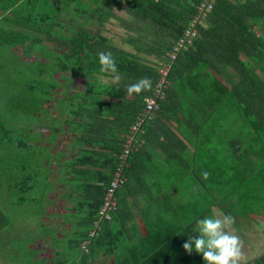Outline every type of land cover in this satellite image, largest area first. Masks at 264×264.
Wrapping results in <instances>:
<instances>
[{
	"label": "trees",
	"instance_id": "trees-1",
	"mask_svg": "<svg viewBox=\"0 0 264 264\" xmlns=\"http://www.w3.org/2000/svg\"><path fill=\"white\" fill-rule=\"evenodd\" d=\"M203 1L0 0V19L20 27L0 25L1 56L9 51L18 76L13 80L17 86L8 89V104L2 106L7 115L2 129L24 122L21 129L13 127V135L5 137L11 129L1 132L0 140L5 139L7 147L11 142L21 164L16 174L0 175L4 178L0 192L7 184L8 190L19 193L40 189L38 204L60 184L64 187L59 197L66 204L58 220L50 221L53 214L47 213L49 220L44 223L37 220L44 215L42 211L14 209L23 204L22 197L7 201L2 213L0 210L2 237L4 230L16 227L13 216L30 214L28 230L19 227L16 232L13 264H108L110 260L112 264H204L200 254L182 248L194 222L168 229L152 227L131 244L124 236L128 225L119 192L135 170L134 159L145 138L163 128L157 118L171 98L175 103L170 111H180L185 101L194 103L205 97L217 107L231 109L232 121L239 125L232 134L237 131L235 139L242 141L240 146L237 140L228 146L229 156L239 161L238 204L233 205L244 216L251 211L252 196L239 192L250 182L254 183V206L262 201L264 193L257 190L264 187V35L259 33L264 30V0H213L211 9L193 24L197 36L192 45L169 60L167 53L197 16ZM110 4L125 5V16L112 13ZM111 20L119 22L126 34L121 46L101 33ZM12 48H18L20 55ZM102 51L113 54L119 81L100 72L98 54ZM22 57L34 59L22 62ZM166 63L169 71L159 88L161 98L154 93L160 80L158 70ZM6 67L0 63V68ZM141 77H148L152 87L129 94L127 86ZM75 80H81L79 86ZM148 97H155L159 109L141 125L142 133L126 158V181L115 192L116 210L107 221L98 216V209L130 126L143 112ZM62 134L69 138L64 149L53 151L52 145ZM44 141L46 145L41 144ZM246 172L250 180L243 177ZM6 178L10 183L4 182ZM41 237L49 239L51 257L22 260L20 252ZM244 264H264V252Z\"/></svg>",
	"mask_w": 264,
	"mask_h": 264
},
{
	"label": "crops",
	"instance_id": "crops-1",
	"mask_svg": "<svg viewBox=\"0 0 264 264\" xmlns=\"http://www.w3.org/2000/svg\"><path fill=\"white\" fill-rule=\"evenodd\" d=\"M259 31L264 35V30ZM191 102L185 101L180 111H170V105L175 103L171 98L169 107L157 118L163 128L159 132L151 131V135L143 141V148L140 147V155L134 159L135 170L131 172L127 185L119 192L123 197V220H127L128 225L124 232L125 240L129 244L138 241L155 226L166 229L190 226L197 217L225 213L234 217L232 230L238 236L240 229L249 228V246H252L250 244L255 239L260 243L258 237H261L263 250L261 253L257 252L253 260L264 252V198L254 206V183L250 182L240 187L239 192L252 196L251 211L244 216L238 206L233 205L239 186V167L236 166L239 161L229 156L228 146L235 140L237 146L241 145L242 141L235 139L237 131L232 134L239 125L232 121L230 108L217 107L207 97ZM250 172L254 175V172ZM243 177L250 180L247 172ZM56 186L61 188L60 184ZM8 188L7 184L6 189ZM257 193L263 195L264 187L261 191L257 190ZM56 199H60L59 195H56ZM46 200L40 202L39 199L34 208L35 212L38 208L37 211L44 214L38 216L37 220L46 223L49 220L47 213L53 214L50 221L58 220L57 216L65 211L59 214L56 210L53 212L48 208L52 200ZM3 207L0 206L1 213ZM28 207L24 212H27ZM13 217L17 221L16 227L10 232L8 229L4 230V237L0 235V264H13L16 232L22 227L20 217ZM9 225L8 221L6 226ZM240 242L242 244L244 240ZM30 245L32 243L27 245L26 250L22 248V260L29 261L31 257L47 260V257L31 256L35 251L31 250Z\"/></svg>",
	"mask_w": 264,
	"mask_h": 264
},
{
	"label": "rangeland",
	"instance_id": "rangeland-1",
	"mask_svg": "<svg viewBox=\"0 0 264 264\" xmlns=\"http://www.w3.org/2000/svg\"><path fill=\"white\" fill-rule=\"evenodd\" d=\"M109 9L111 10L112 13L118 15L119 17H124L125 16V5L121 4L118 6H113L112 4H110ZM0 25H5V24H10V26L12 25L13 27H15V29H19L20 27H17L15 25V23H7L4 22L3 20L0 19ZM12 27V28H13ZM23 30V29H22ZM103 36L108 37L109 39L113 40V42L116 45L121 46V44L123 43V40L125 39V32L123 31L122 26L120 25L119 22H116L115 20H111L108 24H106L105 28L101 31ZM12 50L15 51V54L20 55L19 49L15 48ZM9 52V51H7ZM5 53V55L1 56L2 51L0 49V63L3 64H7L6 69H2L0 68V135H2L3 131L2 130H10V133L6 132L4 135L5 137L9 136V135H13L14 132L12 130L14 126H16V128L21 129L24 126V122L20 121V122H16L15 125L10 124L9 128H3L2 126V121L4 120V117L7 116L6 114H4L3 111L4 108L2 107L4 104H8L9 100H8V89L11 85H13L14 87L17 86V84H13V80L15 79V77H18L16 74V66H11L10 60H11V56L9 53ZM23 60H21L22 62H26L28 60H32L34 59L33 57L26 59L24 57H22ZM21 58V59H22ZM22 64V63H21ZM20 66V65H19ZM6 82H10V85L6 87ZM21 82V81H20ZM81 80H75V84H77L78 86L80 85ZM56 91V90H55ZM3 92V93H2ZM49 105H52L51 103H49ZM26 109V108H25ZM9 117V116H8ZM12 122V120H11ZM27 124V123H26ZM15 128V129H16ZM18 131H22V130H18ZM2 132V133H1ZM30 134H27V137H29ZM34 135V134H33ZM45 135V132L41 133V137ZM15 139V138H13ZM17 139V138H16ZM68 135L67 134H62L54 143V145H52V149L54 150H62L65 147V142L68 141ZM5 139H3V142L0 140V175H2V173H14L16 174L18 171V166L19 164H21V157L17 156L15 153H18V151L15 152V150L13 149V147H11V142L9 143L10 146L7 147V143H5ZM47 141L42 142L41 144L46 145ZM8 165H6V164ZM10 164V165H9ZM10 168H9V167ZM13 167V168H11ZM57 176V171L55 172V175ZM42 177V176H41ZM50 178L52 179V176H50ZM4 179V178H1ZM0 179V182H2V180ZM4 182H9L10 180L9 178H6ZM54 182H59L57 179L54 180ZM62 186V185H61ZM64 187V186H62ZM42 190V189H41ZM41 191L40 189H38L37 191H30V192H25V193H19L16 190H2L0 192V203L2 205H7V201H9L12 197H16V198H21L22 197V202L23 204H21L20 206L15 207V210H24L26 209V207L30 206L27 208L28 211H34L35 206H37L36 201H37V197L40 195ZM61 193V188H58L57 186L54 187V189H52L51 194H49L48 196H46V201H50L52 200V203L48 206L49 209H51L53 212H55L54 210H56V213L59 214L62 211H64V206L65 201L63 202L62 199H56V195H60ZM6 194H8V196H6ZM32 202V203H30ZM45 204L43 203L42 206H44ZM37 211V210H36ZM38 212V211H37ZM29 215L30 214H25V216H21L20 220L22 223V228L25 230V232L28 230V227L26 226L25 223L29 224ZM32 216V215H31ZM25 218H27L26 220H24ZM30 219H33L32 217H30ZM43 221V220H41ZM233 228L231 227L230 230H232ZM19 231V230H18ZM234 231V230H232ZM249 228H242L240 229V240H244V242L241 244V251H242V260H241V264L244 263H249L250 261H252V258L257 255L258 253L262 252V241H261V237L259 236L258 239L260 240V243H258L255 239V241L253 243H251L249 246V244L247 243V240L249 239L248 235H250ZM242 235V237H241ZM56 236H61L60 233H58ZM257 236V235H256ZM242 238V239H241ZM49 239L47 238H42L41 239H36L34 240V242H32L31 246V250L35 251L33 252L31 255L34 258H43V257H51L53 251L51 250V247L49 246L48 243ZM108 264H112V261L110 260Z\"/></svg>",
	"mask_w": 264,
	"mask_h": 264
},
{
	"label": "clouds",
	"instance_id": "clouds-1",
	"mask_svg": "<svg viewBox=\"0 0 264 264\" xmlns=\"http://www.w3.org/2000/svg\"><path fill=\"white\" fill-rule=\"evenodd\" d=\"M98 64L100 72L110 74L112 81L120 80L118 66L110 51L98 54ZM151 87V80L148 77H141L135 83L129 84L127 91L129 94H139ZM234 222V217L225 213L197 217L194 219V227L185 234L187 238L182 248L187 253L200 254L204 264H241L240 238L230 230Z\"/></svg>",
	"mask_w": 264,
	"mask_h": 264
},
{
	"label": "built area",
	"instance_id": "built-area-1",
	"mask_svg": "<svg viewBox=\"0 0 264 264\" xmlns=\"http://www.w3.org/2000/svg\"><path fill=\"white\" fill-rule=\"evenodd\" d=\"M213 0H204L199 6H198V14L195 16V18L192 20L191 24L186 28V30L183 33V36L175 42L174 46L172 47V50L167 53L169 60H174L176 58L177 53H179L181 50L186 49L188 46L192 45V42L194 38L197 36V31L194 27V23L198 19H202L205 14V11H209L212 7ZM169 71V64L166 63L165 65H162L161 68L158 70V73L160 74V80L159 84L157 85L158 89L155 91V96L162 98V92L159 90L163 85V82H165V77L167 76ZM164 86V85H163ZM144 110L138 117V119L135 121L134 124L130 126L129 134L126 136V142L124 145L123 152L118 157L119 163L117 168L115 169L113 173V177L110 181L109 188L106 191V195L104 197L103 203L98 209V216L105 220H110V213L116 210V201H115V192L118 188H120L126 181V177L124 176V168L126 166V158L131 150L135 147L137 143L136 136L139 133H142L141 125L145 120L151 119L154 116V112H156L159 109V106L156 102L155 97H148L144 99Z\"/></svg>",
	"mask_w": 264,
	"mask_h": 264
}]
</instances>
